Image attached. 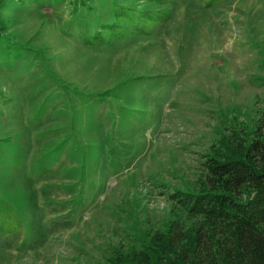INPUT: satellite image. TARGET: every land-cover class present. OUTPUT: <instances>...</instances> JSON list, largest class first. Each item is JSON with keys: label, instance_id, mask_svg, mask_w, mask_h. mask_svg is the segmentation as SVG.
Wrapping results in <instances>:
<instances>
[{"label": "rangeland", "instance_id": "obj_1", "mask_svg": "<svg viewBox=\"0 0 264 264\" xmlns=\"http://www.w3.org/2000/svg\"><path fill=\"white\" fill-rule=\"evenodd\" d=\"M72 1L8 10L13 3L0 12L7 34L36 58L32 68L13 64L25 85L26 116L14 124L0 119L1 136L25 134L16 145L4 142L11 156L0 151L9 168L0 172L3 195L18 209L0 213V264H107L173 221L190 229L196 221L172 194L195 192L206 156L252 141L264 115V0H168L151 8L169 15L151 34L89 45L66 37ZM115 1L124 0L79 10L103 23L125 22ZM120 26L100 25L108 37ZM8 67L0 65V93L15 91L3 77ZM67 134V150L44 159ZM79 144L96 152L86 148L80 159ZM22 151L26 167L43 161L50 172L28 178L16 166Z\"/></svg>", "mask_w": 264, "mask_h": 264}, {"label": "trees", "instance_id": "obj_2", "mask_svg": "<svg viewBox=\"0 0 264 264\" xmlns=\"http://www.w3.org/2000/svg\"><path fill=\"white\" fill-rule=\"evenodd\" d=\"M47 1L62 5L67 0ZM166 1L168 0L115 1L114 6L123 9L122 18L126 21L115 20L114 16L103 23L93 17L84 16L83 11L79 10V7L86 5L87 2H91L88 8H93L96 0H73L72 15L66 22L64 31L68 32L66 35L68 40L79 39L86 45L110 42L113 40L112 36L117 34L119 40L129 37V32L142 31L151 34L156 26H162L169 18L164 8L156 10L151 8L155 4L163 5ZM24 2L26 1L0 0V12H6L7 7L13 3L14 5L8 10L26 11L35 0H31L28 4ZM140 3H149V7L140 8ZM35 13L42 16L38 11L30 15ZM30 15L24 18L20 15L18 18L28 22ZM104 24L121 26L119 31L114 30L111 37H108L100 27ZM5 26L4 19L0 18V65L9 66L3 68V77L8 84L14 83L11 89L15 91L0 93L2 107L0 119L6 118L7 122L14 124L11 122L14 118L18 116L22 118L26 115L21 111L24 100L19 95L25 85L21 83L23 80L21 72H16L13 64L21 63L22 69L32 68L36 58L33 54L31 56V50L25 45L19 48L15 44L13 37L5 31ZM49 29L50 27L45 31ZM5 54L6 57H2ZM87 96L91 99L95 95L94 92H90ZM101 100L106 98L102 96ZM78 102L84 106L81 101ZM19 130L18 133L12 134L13 136L0 135V151L7 150L9 156L12 155L14 148L4 142L10 141L12 146L16 145V139L25 136L21 132L22 129ZM253 134V140L250 142L241 139L243 142L237 143V150L224 153L225 155L215 150L209 153L203 162L204 181L195 192L179 191L172 194L181 204V209L196 221L190 229L179 221H173L167 231H155L149 243L141 249L128 255L118 254L116 257L114 255L107 259V264H264V115L257 121ZM72 136V134L64 135L62 139L47 147L42 157L48 161L59 158L62 154L61 150H67L66 145ZM78 142L82 141L78 140ZM92 147L93 145H86L88 152H96ZM85 149L82 150L79 144L76 152L80 154V159L86 156ZM26 160L27 154L22 151L16 166L23 167L24 171L26 169L28 178H36L42 172H50V168L43 161H39L38 168H34L30 163L26 167ZM4 168L9 169L8 166L0 163V172ZM3 178L4 181L8 180L7 176ZM0 193V213L3 217L7 216L8 210H18L7 203L8 200L3 195V185H0Z\"/></svg>", "mask_w": 264, "mask_h": 264}]
</instances>
